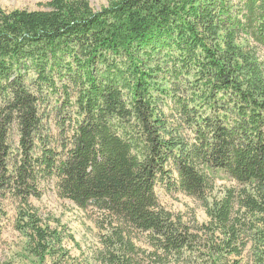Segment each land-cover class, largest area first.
Masks as SVG:
<instances>
[{
    "label": "trees",
    "instance_id": "obj_1",
    "mask_svg": "<svg viewBox=\"0 0 264 264\" xmlns=\"http://www.w3.org/2000/svg\"><path fill=\"white\" fill-rule=\"evenodd\" d=\"M237 1L119 0L95 12L87 0H50L44 11L1 14L0 182H13L27 196L39 177L57 176L60 194L80 208L92 203L118 214L123 222L110 223L103 236V264H140L141 252L123 230L146 235L153 248L147 258L178 264L184 250L195 252L198 238L158 205L154 189L172 183L171 165L178 176L174 187L204 202L211 226L203 228L202 239L211 256L241 257L237 234L246 213L258 217L264 246V57L256 51H264V0ZM129 46L137 56L161 55L172 68V82L154 85L173 101L177 125L171 129L138 57L127 84L117 75L118 55ZM64 57L71 74L97 58L107 82L90 81L79 96L86 118L71 131V148L62 159L44 132L40 147L30 138L44 130L36 122L39 103L11 78L44 77ZM86 76L94 79L87 71ZM8 113L16 114L21 128L17 154L8 145ZM10 165L16 167L13 177L6 174ZM218 172L236 188L209 205L210 180ZM21 221L26 222L19 230L30 231L31 255L40 260L57 255L51 246L60 243L57 231L40 227L29 213ZM58 251L64 260L62 246Z\"/></svg>",
    "mask_w": 264,
    "mask_h": 264
},
{
    "label": "rangeland",
    "instance_id": "obj_2",
    "mask_svg": "<svg viewBox=\"0 0 264 264\" xmlns=\"http://www.w3.org/2000/svg\"><path fill=\"white\" fill-rule=\"evenodd\" d=\"M87 1L93 11L100 12L112 7L119 0ZM228 1L232 5L238 4L237 0ZM49 2L50 0H0V15L7 16V14L21 11H44ZM241 42L246 44L248 41L242 40ZM128 49L129 51H121L118 55L117 75L120 72L121 77L126 79L123 86L127 84L130 79L129 73L134 68L138 57L145 76L149 75L147 78L151 85L152 95L159 99L157 108L163 116L168 117L170 125L167 126L171 129L175 124L177 125L176 120L171 117L174 113L173 101L165 97L161 90L156 91L154 85L172 82V68L168 64H164L161 55L150 58V55L141 56V52L137 56L135 49L132 50L130 46ZM256 51L259 56L264 57V51L260 49H256ZM105 55L107 58L111 57V54ZM70 63V59L64 57L51 71L46 68L44 77H40V74L36 73V77L33 76L29 81H24L15 76L11 78V82L18 78L23 92L31 96L30 101L35 105L39 103V109L34 106L37 109L36 122L41 123L44 130L39 134H31L30 138L34 137V143L40 147L44 132L48 136L49 148L54 150L62 159L66 150L71 148V131L79 121L86 118L82 111L85 104L83 103V107L80 108L79 96L88 92L91 85L90 81L107 82L102 75L105 69L98 64L97 58L91 61V66H85V64L83 67L84 63L81 66L77 65L72 74L67 71ZM147 68L157 70L158 75L154 76ZM86 71L92 76L94 75V79L87 78V76L85 78ZM109 73L113 74L111 71ZM192 78L193 75H190L188 81ZM152 86H154L153 90ZM122 96L125 100V90L122 92ZM6 105L12 106L10 102ZM8 115L12 116L8 124V134H10L8 145L11 152L17 154L20 150L17 131L21 128L16 114L8 113ZM16 161L18 162L16 167L20 166V159L18 158ZM15 168L10 165L6 174L11 176ZM168 170L171 172L172 184L158 183L154 189L158 205L171 214L173 219L179 221L181 225H186L190 229L189 233L198 238L195 252L184 250L183 257L178 264H264V246L259 242L263 230L258 224V217L248 213L244 214L243 225H240L241 228L237 234L238 243L242 247L241 257L222 254L221 259L211 256L210 249H205V246H208L207 243L202 239L203 228L211 226L204 202L187 196L178 187H174L173 184L178 180L177 173L171 165ZM212 172H209L210 176ZM222 176L224 174L218 172L216 179L210 180L211 188L206 199L209 205L211 202L221 201L229 189L236 188L233 182L222 181ZM6 183H8L7 186ZM27 213L35 216L40 222V227H47L61 235L60 243L51 245L57 255H47L45 259L40 260L30 254L28 249L30 231L19 230L20 226H25L23 224L26 221L22 222L21 217ZM120 222L123 221L118 214L112 215L108 210L98 208L92 203L85 208H80L77 202L61 195L60 179L57 176L39 177L34 183V194L31 193L27 196L19 194L13 182L4 181L3 184L0 182V264H103V255H101L105 251L103 236L109 232L111 226H116V223ZM123 231L124 236L130 240L135 248L140 250L141 253L138 255L140 264H157L146 257V253L153 252V248L148 243L144 233L134 230ZM60 246L66 252L64 260L60 258L61 253L58 251ZM218 248V246L214 247L215 250Z\"/></svg>",
    "mask_w": 264,
    "mask_h": 264
},
{
    "label": "flooded vegetation",
    "instance_id": "obj_3",
    "mask_svg": "<svg viewBox=\"0 0 264 264\" xmlns=\"http://www.w3.org/2000/svg\"><path fill=\"white\" fill-rule=\"evenodd\" d=\"M171 182H172V178H171ZM177 182H175V184H176ZM170 184H172V183H170Z\"/></svg>",
    "mask_w": 264,
    "mask_h": 264
}]
</instances>
